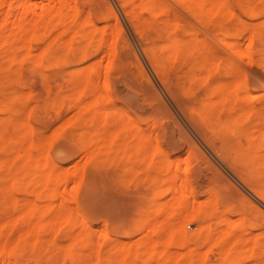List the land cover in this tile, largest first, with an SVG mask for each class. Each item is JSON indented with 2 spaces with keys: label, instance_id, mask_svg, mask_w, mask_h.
Instances as JSON below:
<instances>
[{
  "label": "bare ground",
  "instance_id": "bare-ground-1",
  "mask_svg": "<svg viewBox=\"0 0 264 264\" xmlns=\"http://www.w3.org/2000/svg\"><path fill=\"white\" fill-rule=\"evenodd\" d=\"M91 1L92 0H0V15L2 17L0 18V80L6 83L9 80V82H11L17 79V76L20 75L18 73L19 69H22L26 63H31V65H33L32 67L35 69H43L45 77H47L46 75H51L53 78H56L61 76L59 74H61L63 70H60V68L66 61L82 62V67L76 68L78 71L77 75L79 76L76 80V87H74L76 91L71 90L72 93L69 94L68 91L67 94L62 86V88L58 90L56 100H54L60 107L58 111L61 108L64 110L65 108L63 109V107L69 106L72 115L67 121V127L72 128L74 130L73 132L80 137V142L87 153L86 162L89 164L96 163L98 167L99 164L102 166L106 162L113 164V162L118 161L119 158L120 162L124 164L126 174L137 182L139 180V171L137 168L143 160L148 158L146 156H149L147 155L149 149L152 151V156L146 159L145 164H142L146 172L145 174L146 176L154 174L156 185H162L167 188L168 195L172 196V201H170L164 209L158 210L157 220L168 224L173 230V233H175H171L173 237L169 239L170 242L167 243L168 245L165 247L151 245L149 248L145 249L144 245L147 241L142 247L140 244V246H136V248L121 244L117 247L115 246L112 257H115L116 264H214V262L209 263V261H207L208 258L205 259V254V258L201 255L203 254L202 252L199 254L200 249L197 247H195L194 250L191 249V251L188 250L184 252L186 247H189L192 241L195 240V238L189 235L182 227L186 222L196 223L200 228L198 238H204L206 241L213 242V247L210 249H214L215 247V249L220 250L224 258L222 257L220 259L221 254L218 253L220 254V261L218 260L219 264L223 262L224 264H228L227 261L229 259L236 255L240 257L243 251V253L251 251V253L248 254L251 256H248L251 260L252 257H258L256 254L263 256L264 254H260V252L262 251L261 253H264V248L262 247L264 244H260L261 241H259L260 239H258V236H255L253 231L250 232L248 236V233L246 234L247 227L245 222L247 217L244 216L245 214L241 217L242 219L239 218V220H235L230 216L232 204L227 200L223 189L221 190L213 186L214 188L210 189L208 200L206 202L201 201L197 194V189L204 188L209 178L203 166L197 163L192 168L190 165L189 170L185 169L186 171L180 174L178 170L170 166L171 160L167 152L168 149L163 148L160 143L161 140H159L158 137L154 140V136L152 137L154 132H147L141 128V125L139 126L138 119L132 115V109L130 107L129 109L131 110L127 109L125 106H120V109H122L124 113H122V116H116V114L109 112V106H116L117 100L119 99L126 100L128 103L136 105L139 108V101L142 95L140 96L136 93L134 88V90L123 88L119 82H116V85L114 84L115 89L113 88V83L109 79V73L113 68L115 70L118 69V66L115 68V66L118 65L117 63L115 65L116 60L119 61L118 63H121V60L125 62L118 47L119 38L124 35V29L112 8H110V10L114 14V26H109L111 28V30L109 29L110 32L105 30L109 25L107 23H105V27H102L104 30L99 29L93 22L92 10L89 11L88 9L87 11L89 12L85 13L83 7V5H87ZM120 2L128 20L141 40L143 50L153 70L174 101L178 104L180 110L188 119L193 129L198 132L208 145L217 151L222 159L227 160L230 163L231 169L238 174L239 178L246 184L252 186L257 196L264 200V143L260 146L256 144L258 132L260 133V131H258L259 128H256L257 131L256 129H254L255 131H251L244 130L242 127L245 119L250 117L254 111L252 108L253 102L251 100L254 97H249L251 93L247 92V95L245 94L246 96H244V93L243 96L240 94V89L243 87L242 82L244 80V75H241L244 71L242 72L239 69L238 75L241 74L237 78L232 75L233 77H231L233 80H230L231 78L228 80L227 78L225 82L221 83L219 81L220 85L219 82H217L216 84L218 85L215 84L212 89H210L209 86L212 73H216L221 66L216 62H212L210 56L208 58L210 60L203 59L205 62L198 60L196 56V53L198 54L199 52L197 46L198 41L196 42L193 35L185 38L179 34V24L173 21L167 3L159 0H120ZM172 2L178 6L184 7L188 13L194 15V20L195 18L196 20L198 19L199 22L198 20L197 22L200 25H203V22L207 20L209 22H216L212 25L215 26L217 24V27L218 24L226 26L229 21H232L236 17L234 3L240 11L245 13L244 15H247V17H264V0H172ZM95 9L94 7L93 10L95 11ZM109 15L110 12L107 14L106 18H108ZM102 17L101 19H106L104 16ZM102 25L104 24H101V26ZM241 25H243V23ZM100 30L102 33L99 32ZM151 30L155 31L154 35L150 34ZM249 30H251L248 35L249 37H247L249 41L245 48L241 45L242 43L233 39L235 32L230 30L227 26L224 29L223 35L225 45L221 40L220 42L223 43L226 48H229L233 54H237L236 57L240 55L241 58L238 56V59L243 60L242 57H248V62L252 63L257 61L258 64L260 63V65L264 67V47L257 48L256 45L259 38L262 39L261 36L264 35V19L259 22L257 27ZM12 32L15 33V36ZM9 35L17 39V41L15 40L17 42L15 47L12 45L14 40L11 41L13 37L10 38ZM197 40H199V38H197ZM261 41L259 42L261 43ZM10 44L12 46H10ZM102 47H106L103 49L105 51L102 52H105V55L110 58V60L108 58L109 63H107L105 70H103V66L101 67L103 60L99 61L100 58L97 60L94 57L95 52ZM102 52L101 54H103ZM59 55L60 57H58ZM200 56L201 55H199V57ZM104 57L101 59H104ZM188 58H190L192 62ZM186 59L189 60V63L186 62ZM218 59L217 57V61ZM210 62L213 63L212 66L209 65ZM204 63H208V65L211 66L210 71L208 69L210 67H208V71H206V64ZM125 65L126 64L121 65V71H124L123 69L126 68ZM140 65L142 69V64L140 63ZM236 65H232L231 69L233 70L234 67L236 69L238 64ZM227 66L228 64L226 67ZM114 69L113 71H115ZM237 70L238 69H236V71ZM118 72H120V70ZM219 72L221 75L222 71ZM227 75L228 74L225 76L227 77ZM128 79L130 80V77ZM146 80L150 83L152 81L147 75ZM198 82L202 90L196 93V97L192 100L191 96L195 95V88L193 85L195 84L198 86ZM3 83H0V90ZM222 84L223 86L221 87ZM20 86L22 87L23 85ZM200 86L199 88H201ZM219 87L222 89L220 90ZM139 93H141V91H139ZM26 95V91L24 94L18 89L11 90L7 99L4 102H0V113H3L2 111L5 110L6 107L14 106L19 103H26L25 101L29 97ZM154 95H156L154 97H160L159 92H156ZM89 96L95 98V101L89 103L87 101ZM73 97H75V100ZM86 98L88 99L85 103ZM255 98L257 100L262 99L261 97ZM73 101H75L74 104H72ZM255 102L258 103L256 100ZM239 103L245 104L244 107L241 105V110H243V112L240 110L241 107L237 108V106L236 108L240 110V112L236 111L235 105ZM263 103H259L261 107L264 106L262 105ZM260 106L257 109H259ZM92 108L95 110V114H88L89 110ZM16 109H18V107ZM256 111L254 112L256 113ZM259 112L260 111L257 113L259 114ZM31 115L32 113L26 115L27 118L24 116L25 120L22 119V122L20 121L21 135L17 134L15 138L13 137L10 139L14 147L13 154L9 157H0V178L7 182L6 186L9 188L6 190V194L9 192L10 197L12 195L13 198H16L17 194H20L19 192L21 189H26V187L27 189H24L25 192H29H27L28 198L26 202H24L23 205H18L17 215L13 218L2 219L0 221V264H20L18 260V256L20 255L18 254L21 253L20 251L22 249L27 247L26 245H28L29 242H33L32 244L37 248L40 239H42L43 232H45L44 230L49 224L52 223L53 226V223L55 225L58 223L61 226V223L66 220L65 218L69 216V201H71V197H69L70 195L66 192L67 195L60 193V187L65 188L62 187L63 184L65 186L68 182H73V197L84 190L82 181L83 174L80 173V170L78 171L76 169V171L74 170L69 173L65 170L63 171V169L60 170L61 166L60 169L58 167L59 170H57L55 168L56 166L54 167L51 164V158L49 160L47 148L56 135L59 137V134L54 135L58 130L55 132L53 131V135L51 134L48 137L45 135L44 137L31 122ZM7 116L9 115H3V117ZM125 116H127V118ZM141 116H138L139 119L142 118ZM262 116H264V114ZM257 118L259 119V117ZM10 119L11 117L9 116V120ZM39 120H41V118H39ZM263 120L264 119H262V121ZM4 122L5 119H1L0 117V144L2 145L5 143L8 136L5 128L6 126L3 124ZM259 122V124H263L264 121L261 122L260 120ZM253 124L255 123L253 122ZM98 126L102 127V130L109 132L112 139V141L109 142L110 144L108 143L111 148H107L111 150L109 152L107 151V155L101 157L99 153L104 143L101 142L102 134ZM164 132L166 140L164 143H166L168 148L181 147L177 138L178 135H176L175 131L170 126H166ZM261 133L263 132L261 131ZM56 138L54 140H56ZM95 138L96 141L94 140ZM243 138L248 140L249 144L251 141H253V143L244 147L242 142ZM195 148L197 149V147ZM111 151H114L113 153L116 155L111 153ZM1 153H3V151ZM4 154H6V152H4ZM7 155L9 154L7 153ZM160 156L163 158H160ZM84 158L86 159V157ZM62 159H59V162ZM56 164L55 162V165ZM257 166H261L262 168V173L259 176L255 173V168L258 169ZM4 167H8L6 171L4 170L5 172L3 171V169H5ZM164 169L165 172L169 173L168 175L165 174ZM64 191H66V188ZM243 201L246 202L245 200ZM257 210L259 212V208ZM260 212L263 211L260 209ZM27 215H29L28 218L30 217L31 220L29 219L30 222L27 223L26 227L24 226V229L21 230L19 234L17 233L16 235L9 236L11 233L10 229L13 226L19 227L21 224L19 222L21 220L25 223L24 217ZM36 215L38 217H36ZM69 219H67V222ZM83 224L84 227L81 229H84V232L82 233L80 229L78 235L76 234V240L70 241L67 245L65 244V246L62 247V249H65V253L70 256L76 254L74 245H76L77 238L80 237L81 234L84 235L85 248L89 249L90 247L91 231L94 226L88 219H84ZM62 226H64V224ZM8 231H10V233ZM7 232L9 234H7ZM103 233L108 238L110 237L106 231ZM109 240L110 238L108 241ZM54 243L58 244L57 242ZM258 243L263 248L261 251L258 250L259 252L255 250V247L261 249V247H258ZM147 244L146 245L149 246V243ZM39 253H41V250ZM230 261L231 260H229V262Z\"/></svg>",
  "mask_w": 264,
  "mask_h": 264
},
{
  "label": "rangeland",
  "instance_id": "rangeland-1",
  "mask_svg": "<svg viewBox=\"0 0 264 264\" xmlns=\"http://www.w3.org/2000/svg\"><path fill=\"white\" fill-rule=\"evenodd\" d=\"M159 1L167 3L173 21L179 24V29H180L178 31L179 34L185 38H187L190 35H193L196 42L198 41L197 46L200 52V54L198 51H197L198 54L196 53L198 60L201 62H205V60L203 59L206 60L211 59L212 62H216L217 64H219V66H221V68L219 67V70L216 71V73H212L209 88L212 89L213 85H215L219 81L221 83L227 81V78L228 80L230 78H231L230 80H233L232 78L233 76L237 78L241 74L240 73L238 75L239 73L238 71L240 69L242 72L244 71L243 74L241 75V76L244 75L243 78L244 80L242 82L243 89L242 88L240 89V94L241 96H243L244 93V96H246L247 92L251 93V96L249 97L250 98L254 97L251 99L253 102L252 108L254 109V111H256V109L260 106V104L264 102L263 99L264 67L261 66L260 63L258 64L257 61H254L252 63L248 62L249 61L248 57L245 58L242 57L243 60L238 59L239 57L241 58L240 55H238L239 57L238 56L236 57L237 54L236 55L233 54L232 51L229 50V48H226L224 46L225 42L223 39L224 38L223 35H224V29L227 26L230 30L235 32V33L233 32L234 33L233 39L242 43L241 45H243V48H245L248 45L247 43L249 41L247 38L249 37L248 35L250 34L251 31L249 29H253L257 27L259 22L262 21L264 17H260V18H253V17L251 18L250 16L247 17V15H244L245 13L240 11L239 8H237L236 4L234 3L235 5L234 7L236 9L235 10L236 17L232 21H229L226 24V26L218 24L217 27V24L215 26L212 25L215 24L216 22L213 21L209 22L207 20H205L204 22L202 21L204 24L200 25L198 23L199 20L197 19L198 22L196 18L194 20L195 16L188 13L184 7L180 5L179 6L176 5L175 3L172 2V0H159ZM83 7L85 9V13L86 12L88 13L90 10H92L93 22L99 27V29L104 30L102 29V27L103 26L105 27L106 25L105 23L109 24L107 29L105 28L107 32H110L111 30L110 27H112V25L114 26L115 23L113 18L114 14L111 12L110 8H112L113 11H115V14L118 16L124 29V35L119 38L118 47L121 51V55L123 57V60H125V62L122 60L121 63H118L119 61L117 60H116L117 62L115 61V65L116 63L118 64L115 66V68L118 66L117 67L118 69H116L117 70L116 71L113 68L115 71H113V69L110 71L109 79L113 83L114 89H115L114 84L116 85V82L117 83L119 82L123 88L129 90L135 89L134 91L136 93H138L140 96L142 95L139 101L140 102L139 108L142 107L141 109H139L136 105H132L128 103L126 100L119 99L117 100L118 102L116 106H111V105L109 106V112L116 114V116L119 115L122 116L123 112L122 109H120V106H125L127 109H129L130 107L132 110L131 109L129 110H131L133 116L137 117L139 126L141 125V128H143L147 132L151 131L152 133L153 132L156 133V134L154 133L152 134V137L154 136L153 137L154 140H156V138L158 137L159 140H161L160 143L163 146V148L168 149L167 152L169 153L170 155L169 157L171 160L170 166L173 169L178 170L180 174H182L186 170H189L190 165L192 168L197 163L203 166V168L206 169L209 178L204 188L197 189V194L200 197L201 201L206 202L208 200L210 189H213L214 187H217L221 190L223 189V192L225 193L227 200L229 201V203L232 204L230 216L235 220H239V218H241L245 214L244 216L247 217L245 222L247 227L246 234L248 233L247 236L249 235L250 232L253 231L255 236L257 235L258 239H260L259 241H261V243L260 242L259 243L264 244V200L259 198V196H257L255 191L253 190L254 188L246 184L244 181H242L239 178L238 174L231 169L230 163L227 160L222 159L220 155H218L217 151H215L210 145H208V143L201 138L198 132H196V130L193 129L188 119L183 115L178 104L174 101L168 90L163 86V83L161 82V80L158 78L155 71L153 70L143 50L141 40L139 39L137 33L132 27L130 21L128 20L121 6L120 0H92L89 4L83 5ZM94 7L96 8L95 11L93 10ZM88 9L89 11H87ZM109 12L110 15L108 16V18H106ZM102 16H104L106 19L105 20L101 19L103 18ZM0 18H2L1 15ZM242 23L243 25H241ZM101 24L104 25L101 26ZM101 30L99 31L100 33H102ZM12 33L15 36V33L14 32ZM154 33L155 31L153 30L150 31V34L154 35ZM9 37L12 38L13 36L9 35ZM195 37L199 38V40H197V38ZM261 37L262 39H264V35ZM260 39L261 38H259V41L262 40ZM15 40L17 41L15 37H13V39L11 40L13 41V44L11 43L13 47H15L17 43ZM220 40L221 42L224 43V45L223 43L220 42ZM259 41L256 44L257 48L258 47L263 48L264 40H262L263 42L261 41V43ZM11 44L10 46H12ZM104 48L106 47L100 48L97 52H95V56H94L97 60H99L100 58L99 61L103 60L102 61L103 63L101 64V67L103 66V70H105L107 63H109L108 62L109 57L105 55V52L104 53L102 52L105 51L103 50ZM101 52L103 54H101ZM199 55L201 56L199 57ZM102 56L104 57V59H101L103 58ZM209 56L210 59H208ZM58 57H60V55ZM217 57L219 58L218 61L220 60L219 62L217 61ZM188 59L191 61L190 58ZM188 59H186L187 63H189ZM123 62L124 64H126L125 65L126 68L123 69L124 71H121L122 70L121 65H124ZM140 63L142 64V69ZM208 63H204L206 64L205 66L206 71H208V69L210 71L211 66L213 64L210 62L209 65L211 66H209ZM226 63L228 64L227 67H226L227 65ZM229 63L232 64L233 66L238 64V67H236V69L238 70L236 71L235 67L232 70L231 69L232 65H230ZM81 65H83L82 62H77V61L74 62L70 60L66 61L60 68V70H63L62 72L59 71L61 72V74H59L61 76L60 77L58 76L56 78L54 77L55 78L54 79L53 76L51 75L49 76L46 75L47 77H45V73L43 69H35L34 67H32L33 65H31V63H26L22 67V69H19L18 73L20 75H18L17 73L18 75L17 79L11 82H9L10 81L9 80L6 83H3L2 80H0V83H3V86L0 90L1 91L0 102H4L9 96L11 90L13 89H18L22 91L24 94L26 91L27 95L29 96L28 97L26 95L28 97V99L25 101L26 103L23 104L19 103L14 106L6 107L5 110L2 111L3 113H0L1 119H5V122L3 124H5L6 126L5 128L8 133L5 143L3 145L0 144V148L2 147L1 148L2 150L0 149V157H9L10 155L13 154L14 147L12 146L13 144L11 143L10 139H12L13 137L15 138L17 134L21 135L20 131H21L22 119L25 120L24 116L32 113L30 120L35 126V128L39 131V133L44 135V137L45 135H47L48 137L52 134L53 131L55 132L56 130H58L54 135L59 134L58 135L59 137H57L56 135L57 137V138L55 137L56 140H54L55 139L54 138L52 143H50L51 146L49 145L47 148L48 149L47 155L49 157V160L51 158L50 160V162L52 161L51 164L54 167L56 166L55 168L57 170H59L61 166L60 170L63 169V171L65 170L71 173L74 170L76 171L77 169L78 171L80 170L81 171L80 173L83 174L82 181H83L84 190H82L80 194L74 195L73 197L72 181H70L71 183L68 182V184H66L67 186L66 185L64 186V184L62 185V187L66 188V191H64L65 188L60 187L61 194L63 193L65 195L68 194L70 195L69 197H71L70 198L71 201H69V206H70L68 213L69 216H67V218H65L66 220H64L61 223L62 225L64 224V226L62 225L60 226V224L58 223L56 225L53 223V226L52 223L49 224L50 226L48 225L47 228H45L44 230L45 232H43L42 239H40L37 248L35 245L32 244L33 242H29L28 245H26L27 247L20 251L21 253L18 254L20 255L18 256V260L20 264H34L37 262H38L37 264H116V260L114 259L115 257L114 258L112 257V253L114 252L115 246L117 247L119 244H121L127 247L136 248V246L139 247L140 244L142 247V245H144L145 242L147 241L146 244L149 243V246H147L148 244L147 245L145 244L144 245L145 249L149 248L151 245L152 246L158 245L160 247H165L168 245L167 243L170 242L169 239H171L173 237L172 235L175 233V232L173 233V230L170 228L168 224L157 220L158 210L164 209L165 206L170 201H172V196L168 195L167 188L163 187L162 185H156L154 174H152L151 176H146L145 174L146 172L144 171L142 164H145L146 159H149L150 156H152L151 154L152 151L150 149H149V153H147V155L149 156H146L148 158L143 160L141 164H139V167L137 168L139 171V180L137 182L132 180L130 176L126 174L124 164L120 162L118 157H117L118 161L114 160L115 162H113V164L106 162L102 166H100L99 164L98 167L96 163L95 164L91 163L92 164L91 165L86 162L87 153L85 152L84 146L80 142V137L78 136V134H75V132H73L74 130L72 128L67 127V121L72 115V112L69 110V106L63 107V109L65 108L64 110H62L61 108L58 111L60 107L55 101L58 90L59 88H62V86L66 93L69 91L70 94L72 93V91H76L74 87H76L75 86L77 82L76 80L79 77L77 75L78 71L76 70V68L82 67ZM119 70L120 72H118ZM219 71H222L221 75ZM226 74H228L227 77L225 76ZM146 75L149 76V78L152 80L151 83L146 80ZM129 77L131 81L128 79ZM197 84L198 86H196L195 84L193 85L196 90L194 89L195 95L191 96L192 98L190 97L192 100H194V97H196V93L202 90V87L199 85V82ZM20 85L23 86L21 87ZM199 86L201 88H199ZM222 86L223 84L221 85V87ZM221 87H219L220 90L222 89ZM139 91H141V93H139ZM156 92L157 93L159 92L160 99L158 97H154L156 96L154 95L156 94ZM90 97L91 96L88 97L89 99L88 98L85 99V103L87 99L89 103L95 101V98L92 97L90 98ZM255 97H261L262 99L257 100ZM73 99L75 100V97H73ZM255 100L258 103H256ZM74 103L75 101H73L72 104ZM241 105L243 104L239 103L235 105V108L236 106L237 108H240ZM262 105H264V103ZM17 107L18 109H16ZM237 108H236L237 112H240V110L242 109V107L240 108V110H238ZM260 108L257 109L256 113L253 111V114L255 113L257 115L254 114L253 116L252 114L250 117L246 118L242 126L244 130H251V131L252 130L255 131L254 129L259 128L258 131H260V133L258 132V137H257L258 139H256L257 146H260L262 145V143H264L263 140L264 120L262 121V119H264V116H262L264 114L263 112L264 106L262 107L260 106ZM258 111H260L259 114L257 113ZM241 112H243V110H241ZM88 114L91 115L95 114V110L93 108L90 109ZM136 114L139 117L142 115L141 116L142 118L139 119V117ZM3 115L4 116L9 115L11 119L9 120V116L3 117ZM125 117L127 118V116ZM257 117H259V119ZM39 118H41V120H39ZM260 120L261 122H263V124H259ZM253 122L255 124H253ZM166 126L167 127L170 126L175 131L176 135H178L177 138L181 144V147L168 148L166 146V143H164L166 142L165 132H164V128ZM98 127L101 130L100 133L102 134L101 142L104 143V146L99 153V156L101 157L103 155L104 156L107 155V151L109 152L111 150V149L108 150L107 148H111L109 146L110 144L109 142H111L112 139L111 136L109 135V132H107L106 130H102V127L100 126ZM261 131L263 133H261ZM245 138L242 139L244 147H247L251 143H253V141H251L249 144L248 140H246ZM94 140L96 141V138ZM195 147H197V149ZM2 151L3 153H1ZM4 152H6V154H4ZM113 152L114 151H111V153ZM7 153L9 155H7ZM58 153L59 154L62 153V154L59 155ZM55 154L58 155L56 156ZM84 157H86V159ZM161 157L162 156H160V158ZM59 159L62 160L59 162ZM55 162L58 165L57 164L55 165ZM7 168L3 169V171L4 170L6 171ZM257 168L258 169L255 168L256 170L255 173L257 176H259L262 173L261 171L262 168L261 166L260 167L257 166ZM165 174L168 175L169 173L165 172ZM6 184L7 182L5 180H2V178H0V221L2 219H7V218L9 219L15 217L17 215L18 205L19 204L23 205L24 202H26L28 198L27 195L29 193L28 191L25 192V190L27 189L26 187V189L25 188L21 189V191L19 192L20 194H17L16 198H13L12 195L10 197L9 192L6 194L7 192L6 190L9 189L8 186H6ZM78 197L81 199H79ZM243 200H245L246 202H244ZM229 203L227 204L230 205ZM258 208H259V212L257 210ZM260 209L263 212H260ZM37 215L36 217H38ZM28 216L29 215L24 217L25 220L23 219L25 223L22 220L19 222L21 223L19 227L13 226L14 228L13 227L11 229L9 228L11 231V233L10 231H8L10 233L9 236L16 235L17 233L19 234L21 230L24 229V226L26 227L27 223H29L31 220L30 217L28 218ZM67 219H69L68 222ZM84 219H88L89 221H91V223L94 226L91 231L90 247L89 249L85 248L84 235L81 234V236L77 238L76 245H74L76 248V254L70 256L65 253V249H62V247L65 246V244L67 245L68 242L76 240L75 237L78 235L79 230L84 227L83 226ZM182 227L187 231L189 235L195 238V240L192 241V244H190L189 247L188 246L186 247L184 252L188 250L191 251V249L194 250L195 247H197L198 249H200L199 254H201L202 252L203 254L201 255L203 257L205 254L206 258L205 257L204 258L205 259L208 258L207 261H209V263L214 262L215 264L220 261L219 260L221 254L220 250L215 249V247L214 249H210L213 247L212 244L214 243L211 241L210 243L209 241H206L204 238L202 239L198 238L199 237L198 232H200V228L196 223L186 222L182 225ZM81 231L83 233L84 229H81ZM104 231H106L110 235L109 241H108L109 238L103 233ZM8 232L7 234H9ZM54 242H57L58 244ZM260 244L259 246L258 245L256 246L261 247ZM262 247L264 248V245ZM262 247L261 249L255 247V250L259 252L263 249ZM40 250L41 253H39ZM243 252L242 254L244 255L241 254L240 257L236 255L233 258L229 259L231 261L229 262L228 260L227 261L228 264H258L261 261H262L261 263L264 264L263 261L264 255L261 256L259 254H256L258 255V257L257 258L254 257L256 259L252 257L251 260L250 258L251 256L248 255L251 253V251L247 253L246 252L243 253ZM261 252L260 254H264ZM40 255L42 258L40 257ZM222 257L223 255L221 254L220 259ZM222 264H224V262Z\"/></svg>",
  "mask_w": 264,
  "mask_h": 264
}]
</instances>
